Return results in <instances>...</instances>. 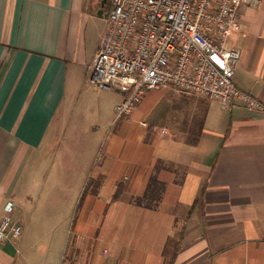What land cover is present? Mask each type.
<instances>
[{
  "label": "crops",
  "instance_id": "0c3cea01",
  "mask_svg": "<svg viewBox=\"0 0 264 264\" xmlns=\"http://www.w3.org/2000/svg\"><path fill=\"white\" fill-rule=\"evenodd\" d=\"M102 2L0 0V223L13 202L24 228L0 264H264V112L153 89L117 120L88 69ZM240 22L264 102V0Z\"/></svg>",
  "mask_w": 264,
  "mask_h": 264
},
{
  "label": "built area",
  "instance_id": "2783aa9c",
  "mask_svg": "<svg viewBox=\"0 0 264 264\" xmlns=\"http://www.w3.org/2000/svg\"><path fill=\"white\" fill-rule=\"evenodd\" d=\"M263 0H111L108 29L88 66L90 81L125 95L117 120L128 119L147 91L174 89L217 101L224 110L264 112V102L241 90L236 72L242 53L231 44L242 31L244 6ZM0 241L18 242L24 232L8 202Z\"/></svg>",
  "mask_w": 264,
  "mask_h": 264
},
{
  "label": "rangeland",
  "instance_id": "374dc122",
  "mask_svg": "<svg viewBox=\"0 0 264 264\" xmlns=\"http://www.w3.org/2000/svg\"><path fill=\"white\" fill-rule=\"evenodd\" d=\"M109 8V6L105 7V14L109 11ZM106 29H108V17L106 15L100 16L98 13H95V17H93L92 20L88 22V26L85 29V39L88 43V46H95L102 35L103 36L101 39H103L105 35L103 33L106 31ZM101 42L102 40L100 41V45ZM112 93L113 95L117 96L115 92Z\"/></svg>",
  "mask_w": 264,
  "mask_h": 264
},
{
  "label": "water",
  "instance_id": "95a60500",
  "mask_svg": "<svg viewBox=\"0 0 264 264\" xmlns=\"http://www.w3.org/2000/svg\"><path fill=\"white\" fill-rule=\"evenodd\" d=\"M107 3H108V0H103L101 9L98 11V14L100 16H103V15L107 16V13L105 14V7H106Z\"/></svg>",
  "mask_w": 264,
  "mask_h": 264
},
{
  "label": "trees",
  "instance_id": "16d2710c",
  "mask_svg": "<svg viewBox=\"0 0 264 264\" xmlns=\"http://www.w3.org/2000/svg\"><path fill=\"white\" fill-rule=\"evenodd\" d=\"M110 2H109V4H108V6L110 7L111 6V0H109ZM110 9V8H109ZM109 12V11H108Z\"/></svg>",
  "mask_w": 264,
  "mask_h": 264
},
{
  "label": "flooded vegetation",
  "instance_id": "af4514ba",
  "mask_svg": "<svg viewBox=\"0 0 264 264\" xmlns=\"http://www.w3.org/2000/svg\"><path fill=\"white\" fill-rule=\"evenodd\" d=\"M109 2H110V1L108 0V3H107V5H106V6H108Z\"/></svg>",
  "mask_w": 264,
  "mask_h": 264
}]
</instances>
